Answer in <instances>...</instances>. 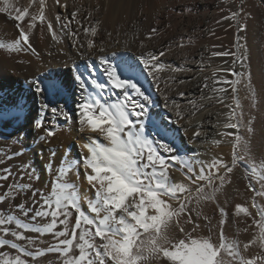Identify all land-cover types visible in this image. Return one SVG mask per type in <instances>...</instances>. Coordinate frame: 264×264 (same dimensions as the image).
<instances>
[{
    "label": "snow or ice",
    "instance_id": "snow-or-ice-1",
    "mask_svg": "<svg viewBox=\"0 0 264 264\" xmlns=\"http://www.w3.org/2000/svg\"><path fill=\"white\" fill-rule=\"evenodd\" d=\"M34 5L35 10L30 11ZM46 8V0H29L25 6H18L17 0H0V14L12 20L17 29L16 38L9 43L0 42V48L31 51L38 55L30 40L38 25L40 28L46 26L52 38L58 40L52 21L46 16ZM76 15V12L72 13L73 19ZM237 16V12H232L224 19ZM55 19L61 22L59 15ZM24 22L26 26H22ZM62 27L66 28L68 24H62ZM97 30V26L83 28L85 34L92 36L97 34ZM155 31L152 29L153 33ZM79 47L84 48V45ZM93 47L94 41L89 39L87 48ZM99 52L101 55L96 59L106 82L94 78L92 59L84 52L80 53L85 60L84 69L73 65L71 78L54 76L47 82L31 81L30 88L38 96L47 94L61 98L69 91L78 96L72 112L59 106L50 108L51 101L43 103L42 111H50L54 117L63 115L68 121L75 116L79 132L88 133V142L80 146L79 159L67 160L59 167L50 191L39 192L38 208L29 209L21 203L11 211L0 210V264H37L38 259L47 253L58 254L59 264H264V205L255 200L257 196L264 197V160L257 161L249 156L245 161L239 153H248V149L238 131L225 132L226 136H234L231 164L222 159L211 162L197 160L195 164L200 165L197 172L192 158L185 159L176 154V149L164 141L167 122L162 119L160 125L155 123L150 111L152 98L139 83V75L146 73L158 86V73L163 70L159 56L164 53L160 52L159 56L151 52L141 54L133 64L126 59H110L117 57L118 52L105 54L103 47ZM213 55L236 54L216 52ZM239 59L243 64L247 57L241 54ZM232 74L241 78L223 81L233 94V103L226 105L229 112L223 127L239 130L242 113L237 112L240 105L236 93L237 86L243 83L244 74ZM250 83L249 76L245 87H250ZM205 87H208L207 83ZM117 89L120 91L115 92ZM105 90L115 99L104 98ZM213 91L222 94L227 92V88L214 86ZM2 99L0 96V101ZM23 110L24 105L17 99L12 107L0 111V120L15 123ZM177 117H180L179 112ZM33 127L43 132L39 136L42 142H51L55 135L54 127H45L42 119H36ZM156 133L161 135V139H157ZM194 135L199 136L200 133L197 131ZM100 138L105 142L102 143ZM70 153L71 148L66 155ZM238 162H243L253 173L247 178L248 189L254 192L252 208L255 216L239 204L235 206L234 214L252 217L250 227L254 228V234L247 242L228 239L223 230L227 216L223 207H219L221 218L217 234L213 235L208 217H204L208 222V235L197 234L200 225L193 222L190 205L194 203L198 208L203 201L215 200L216 193ZM175 165L185 169L187 179L197 185L195 193L185 184L172 182L170 171ZM29 167L21 166L23 175L31 180L34 173L28 171ZM48 168L51 170V164ZM81 171L92 194L90 198L81 197L76 185L67 179L73 172L79 177ZM4 172L6 174L0 175V180L8 181L11 171L5 169ZM35 179L38 180L39 176ZM254 179L260 183L259 189L252 183ZM7 187V193H0V204L15 200L25 189H31V184L13 181ZM36 195L37 192H33V196ZM181 217H186L185 222L193 225L190 231L181 225ZM38 218L39 225L35 223ZM27 232L51 235L54 243L41 247L38 237L26 235ZM9 246L15 254L2 251ZM252 246L261 251L246 255Z\"/></svg>",
    "mask_w": 264,
    "mask_h": 264
},
{
    "label": "bare ground",
    "instance_id": "bare-ground-1",
    "mask_svg": "<svg viewBox=\"0 0 264 264\" xmlns=\"http://www.w3.org/2000/svg\"><path fill=\"white\" fill-rule=\"evenodd\" d=\"M28 2L17 0L18 6H25ZM46 4V16L52 21L58 40L52 38L46 26L40 28L38 25L30 37L38 55H33L31 51L0 48V96L3 97L0 111L12 107L17 99L24 105L15 123L0 120V162L5 167L12 166L15 172L14 179L0 180V193H7V185L13 181L17 184H31V189H25L15 200L0 204V210L11 211L21 203L29 209L38 208L39 192L50 191L59 167L67 160L79 159L80 146L88 142V133L79 132L75 116L68 121L63 115L54 117L50 111H42L43 103L51 101L50 108L59 106L72 112L78 96L71 91L61 98L47 94L38 96L30 88L31 81L38 79L47 82L54 76L71 78L73 65L84 69L85 60L80 53L84 52L90 57L94 66L96 58L101 55V47L105 54L113 51L119 53L110 59H126L133 64L141 54L151 52L159 56L160 52L164 53L159 56V63L163 65V70L158 73V83H162L161 90H158L161 91V104L155 110V123L160 125L162 119L167 122L163 139L176 149V154L185 159L192 158L197 172L200 167L195 164L197 160L211 162L213 159H222L231 164L234 136H226L225 132L238 131L248 149V153H243L248 158L251 156L257 161L264 160V61L259 57L253 36L255 13L262 4L259 0H59V3L57 0H46ZM34 10L35 5L30 11ZM73 12L77 13L75 19L72 17ZM232 12L238 13L235 19H224L230 17ZM57 15L61 17L60 23L55 19ZM62 24H68V27L63 28ZM22 26H26V22ZM91 26H97L95 36L83 32V28ZM152 29H156L155 33ZM72 33L77 35L73 36ZM16 36L17 29L13 21L5 14H0V42L9 43ZM89 39L94 41L92 49L87 48ZM235 40L240 46L239 52H236L245 55L247 59L243 64L240 61L239 64L235 62L237 64L234 67L230 65L227 71L224 70L228 77L223 76L236 80L241 77L233 75V72L244 74L237 94L240 105L237 112L242 113L239 130L223 127L229 109L225 111L224 102H217L216 92L213 91L214 86L220 88L222 85L215 81V77L222 72L212 70V58H209L214 50L212 43H219L234 53ZM80 44L84 48H80ZM145 76L148 77L146 73ZM249 76L250 87H245ZM205 83L208 87H205ZM177 112L180 117H177ZM36 119H42L45 127L55 128L50 143L39 139L43 132L33 127ZM197 131L199 136L194 135ZM69 148L71 153L66 155ZM24 165L30 166L28 171L34 173L31 180L22 173L21 166ZM257 171H260L259 165ZM251 173L245 164L238 162L216 193L215 200L203 201L198 208L194 203L190 205L193 209V222L200 225L197 234L208 235V222L204 217L211 221L213 235L217 234L221 218L219 207H223L227 213L223 230L228 239L242 242L251 239L254 234V228L250 227L252 217H246L243 213L239 216L234 214L235 206L239 204L247 207L255 216V209L252 208L254 192L248 189L247 177ZM35 176H39V179H35ZM170 177L173 183L185 184L195 193L197 185L187 179L186 170L179 165L173 166ZM67 179L76 185L81 197H91L83 171L79 177L74 172L70 173ZM252 183L255 188H260V183L255 184L254 180ZM33 192H37L35 197ZM255 200L264 205V197L257 196ZM185 221L186 217H181V225L190 231L193 225ZM35 223L39 225V218ZM26 235L38 237L41 247L54 243L51 235L39 236L32 232ZM2 251L15 254L10 246ZM259 251L258 247L252 246L245 254L254 255ZM59 261L58 254L47 253L38 259L37 264H59Z\"/></svg>",
    "mask_w": 264,
    "mask_h": 264
},
{
    "label": "rangeland",
    "instance_id": "rangeland-1",
    "mask_svg": "<svg viewBox=\"0 0 264 264\" xmlns=\"http://www.w3.org/2000/svg\"><path fill=\"white\" fill-rule=\"evenodd\" d=\"M260 1V3H262V4H260V6L257 8V10H256V13H255V22H254V28H253V36H254V39H255V44H256V47L258 48V51H259V57H260V59L261 60H263L264 61V0H259ZM216 45V46H215ZM219 45V46H218ZM213 46V48H214V50H213V52L210 54V56H209V58L212 60V70H215V71H218V72H222V73H220V75H218L217 77H215L216 79H215V81H216V83H221L222 85H221V87H225V88H227V92L226 93H222V94H220V93H216V99L217 100H221L222 99V101L224 102L223 103V105H224V108H226L225 109V111H227L228 110V108L226 107V105H228V104H232L233 103V101L231 100L232 99V93H231V88H230V86L229 85H226V84H224L223 83V81H225L224 80V76H227L228 77V74L225 72V71H227V68L230 66V65H232V67H234L237 63L239 64V62H240V60H239V54L237 53V52H239V50L240 49H238V48H240V46L239 47H237V41L235 40V43H234V47H235V52L234 53H236V55L235 56H233V57H231L232 55H219V56H217V55H213V53H216V52H227V53H232L231 51H230V49H224V47H222L219 43L217 44V43H212L211 44V47ZM216 49V50H215ZM236 50H237V52H236ZM212 55V56H211ZM261 55V56H260ZM217 56V57H216ZM222 56H224V57H222ZM219 57V58H218ZM227 57V58H226ZM215 58V59H214ZM233 58V59H232ZM235 58H237L236 59V61L234 60ZM209 59V60H210ZM214 59V60H213ZM220 59H222V60H220ZM208 60V61H209ZM214 61V62H213ZM223 61H226V62H224L223 64H222V62ZM233 61H235V62H237V63H233ZM232 62V63H231ZM97 63V62H96ZM94 64V68H95V72H94V78H96L99 82H106V78H105V76L103 75V72H102V69H101V66L99 65V63H97V64ZM222 65H223V67L225 66L226 67V65H227V67L225 68H222ZM220 67V69H218ZM222 68V69H221ZM225 70V71H224ZM225 72V73H224ZM101 75V76H100ZM126 75H129V74H126ZM224 75V76H223ZM222 76V77H221ZM225 78L227 81H232L233 79L231 78V77H229V78ZM218 78V79H217ZM221 78V79H220ZM143 79V80H142ZM152 79L151 78H149V77H146L145 76V74H143V75H139V83L141 84V86L143 87V89H145L146 91H147V93L148 94H150V96H151V98H152V101H153V104H152V106L150 107V111L152 112V114H153V120L155 121V110L157 109V107L158 106H160L159 104H161V98H160V92L161 91H158L159 89L161 90V84L162 83H158L159 84V86H160V88H159V86H157V83H155L153 80L151 81ZM154 82V83H153ZM156 85V86H155ZM229 86V87H228ZM89 87L91 88V86L89 85ZM158 87V88H157ZM238 87V86H237ZM115 92H119L120 90H114ZM231 93V94H230ZM157 94V95H156ZM238 94V91H237V93H236V95ZM107 95V96H106ZM228 95V96H227ZM111 96V97H110ZM237 97H238V95H237ZM104 98H106V99H115V96L114 95H112L111 93H109V92H107V90H105V92H104ZM221 98V99H220ZM230 98V99H229ZM160 99V100H159ZM229 102V103H228ZM71 103H70V101H69V110L71 111V105H70ZM156 105V106H155ZM156 107V108H155ZM155 129H153V131H154ZM156 131V130H155ZM155 133V132H154ZM156 135H157V139L159 140V138L161 139V135L160 134H158V133H156ZM102 139V138H101ZM165 141V140H164ZM104 141H103V139H102V143H103ZM81 150V149H80ZM165 155H167L166 153H165ZM240 155L243 157V159L245 160V161H247L249 158H248V156L246 155V154H244L243 152H240ZM243 163V162H242ZM244 164V163H243ZM0 175H3L5 172H4V170L5 169H9L10 171H11V176H10V179H14V177H15V172H14V170L12 169L13 167L12 166H3V163L2 162H0ZM5 168V169H4ZM6 174V173H5ZM13 174H14V176H13ZM251 176L253 175V173H251L250 174ZM254 181H255V184H258L259 182H258V180H256V179H254ZM85 207H86V205H85Z\"/></svg>",
    "mask_w": 264,
    "mask_h": 264
}]
</instances>
